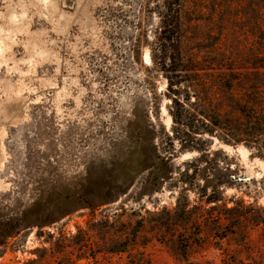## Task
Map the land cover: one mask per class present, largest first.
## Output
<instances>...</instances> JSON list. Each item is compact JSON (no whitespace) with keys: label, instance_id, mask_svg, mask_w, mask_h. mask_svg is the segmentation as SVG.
Segmentation results:
<instances>
[{"label":"rangeland","instance_id":"1","mask_svg":"<svg viewBox=\"0 0 264 264\" xmlns=\"http://www.w3.org/2000/svg\"><path fill=\"white\" fill-rule=\"evenodd\" d=\"M261 8L264 0H178L175 10L168 0H0V222L28 220L0 245V264H264L263 226L231 225L219 239L215 226L184 225L180 215L167 223L178 197L192 207L198 191L169 182L142 193L147 172L124 175L140 155L138 130L154 128L162 155L172 135L156 67L163 18L177 13L174 38L219 37L216 51L238 58L253 46L239 16ZM208 147L238 179L221 188L219 204L264 208V162L216 138ZM173 148L175 180L199 154ZM102 181L122 186L114 201L57 202L63 187L73 194Z\"/></svg>","mask_w":264,"mask_h":264},{"label":"trees","instance_id":"2","mask_svg":"<svg viewBox=\"0 0 264 264\" xmlns=\"http://www.w3.org/2000/svg\"><path fill=\"white\" fill-rule=\"evenodd\" d=\"M168 3L175 10L178 0H168ZM252 12L253 14L244 12L239 16L243 21L248 20L253 46L248 49V54L238 58L227 48H218L216 51L219 37L210 40L207 34L206 38L190 43L174 38V34L181 31L177 13L163 18L161 51L156 67L166 78L165 93L170 100L167 111L171 117L172 135L166 136V143L162 146L165 155H162L155 141L157 133L154 128L148 131L142 127L138 130L137 146L141 150L138 161L124 168L126 177L141 171L147 172L141 187L142 193L156 192L169 182V187L181 189L180 193L190 189L198 191L199 202L192 207H189L187 199L178 197L174 208V213H178L172 215L167 223L172 224L176 221L174 216L180 215L177 221L184 225L203 223L215 226L213 233H222L219 239H223L228 233H234L231 225L248 223L264 227L263 207L252 208L255 213L250 214L249 211L238 212L237 204L245 209L251 208L242 201L234 202L230 207L225 203L219 204L222 201L221 188L238 179L229 174L226 162L219 164L217 156L223 152H211L208 147L216 138L227 146H243L253 157L264 162V8ZM230 14L227 13L226 18L236 17ZM209 40L210 43L207 44ZM148 132L149 138L146 141L144 136ZM174 141L181 148L199 154L187 162L185 169H178L175 180L170 165ZM118 190H122L121 185L102 181L96 184H79L73 194L63 187L56 197L59 204L73 196L86 203V207L94 208L114 201ZM38 206L41 210L45 204ZM21 219L25 222L17 225L9 220L0 222V245L7 237L12 236L18 225L23 226L28 221L25 216ZM38 221L30 223L41 226ZM178 222L174 224L177 226ZM124 249L123 244L109 251L123 252ZM36 262L37 259H32L26 264Z\"/></svg>","mask_w":264,"mask_h":264}]
</instances>
